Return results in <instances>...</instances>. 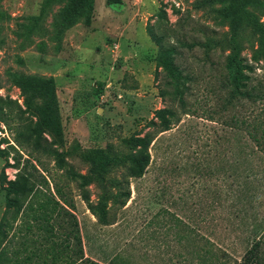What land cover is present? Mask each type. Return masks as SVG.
Segmentation results:
<instances>
[{
  "label": "rangeland",
  "instance_id": "1",
  "mask_svg": "<svg viewBox=\"0 0 264 264\" xmlns=\"http://www.w3.org/2000/svg\"><path fill=\"white\" fill-rule=\"evenodd\" d=\"M41 2L0 0V12L6 15L0 21V98L24 109L11 75L53 78L62 128L56 148L74 172L88 170L81 159L84 151L111 147L119 155H128L124 140L146 134L152 139L150 162L139 179L128 176L127 166L109 174L111 179L129 182L130 198L124 206L109 205L111 224L102 226L54 160L20 149L14 143L17 123H0V150L5 152L0 153V222L6 201L1 179L13 180L24 169L43 194L53 196L74 215L85 257L99 264L110 260L113 264H173L177 250L193 246L192 242H177V235L185 230L199 244L209 239L225 251L229 264L239 262L243 229L239 219L226 217L223 190L234 185L238 171L251 166L264 169V158H259L264 143V62L252 58L257 38L245 29L238 55L244 77L240 91H249L253 98L238 97L228 103L230 50L223 49L224 45L207 46L229 36L228 21L221 16L223 4L91 0L89 24L75 25L56 43L50 36L51 23L65 6L61 3L52 6L41 23L42 35H32L24 42L15 33L27 18L38 15ZM256 14L264 24V12ZM148 30L176 50L175 65L188 88L184 109L161 94L167 89L166 78L156 61L159 47ZM41 42L44 45L38 47ZM161 108L174 109L178 121L158 133L150 122ZM257 192L258 212L264 217V182L251 183L249 193ZM88 193L94 203L100 191L92 184ZM13 227L8 232L11 237L15 230L12 248L17 250L26 236L25 242L35 249L36 228L26 232L24 218Z\"/></svg>",
  "mask_w": 264,
  "mask_h": 264
},
{
  "label": "trees",
  "instance_id": "2",
  "mask_svg": "<svg viewBox=\"0 0 264 264\" xmlns=\"http://www.w3.org/2000/svg\"><path fill=\"white\" fill-rule=\"evenodd\" d=\"M210 1L223 4L221 16L229 25V36L226 40L210 41L207 44L208 47L224 45L223 49L230 50L227 69L231 87L229 86L227 102L232 103L238 97L252 99V93L240 91L239 83L244 77L238 55L242 48L240 44L242 33L249 29L252 36L257 38L252 58L254 61L264 62V24L256 14V11L264 12V0ZM61 3H65V6L54 16L51 23L50 36L53 41L60 43L66 32L79 23L89 24L92 13L91 0H42L38 15L27 18V22L20 26L21 30L15 33L16 36L24 42L32 35L41 36L44 31L41 23L47 13L52 6ZM199 3L206 4L205 1ZM5 17L6 15L0 12V21ZM148 32L159 47L156 61L166 78L167 89L162 90L161 94L169 95L172 104L184 109V95L188 88L185 76L175 65L176 50L172 46L163 45L159 38L149 30ZM2 42L0 38V45ZM43 45L41 42L38 47ZM11 77L12 84L20 90L23 97L24 109L8 98H0V123L8 126L9 122L17 123L14 143L20 149L28 150L29 154L36 153L52 158L57 169L63 171L64 176L75 183L81 200L86 203L88 211L96 218L97 223L102 226L110 225L109 205L124 206L130 198V191L129 182L111 179L109 174L115 168L127 166L130 178H142L150 162L149 147L152 142L150 135L134 136L124 140L130 151L128 155H119L111 147L84 151L81 159L88 165V170L85 174L76 173L65 162L64 153L56 148L61 143L62 128L54 79L24 74H13ZM154 119L155 121H151L150 124L158 133L170 130L175 121H178L172 108L156 110ZM259 137L262 139L263 134ZM260 147L259 158L263 161L264 143ZM11 149L19 155L14 147ZM0 153L5 152L0 150ZM18 163L19 160H16L13 165L17 168ZM252 182H264V169L251 166L238 171L234 185L229 187L227 185L223 190L224 197H227L223 202L226 217L231 220L239 219L243 229L244 250L239 262L233 260L234 264H264V217L258 212L260 202L258 192L249 193ZM35 183L32 181V174L24 169L19 170L13 180H7L5 176L1 179L6 201L5 212L0 222V264H99L85 257L74 215L53 196L43 194ZM92 184L100 191L94 203L88 193V188ZM56 191L61 194L60 189ZM20 218L27 221L26 232H31L32 226L38 232L39 239L33 240V245L36 244L35 249L25 242L28 241L26 236H23L24 241L17 250L12 248L11 239L15 230L11 237L8 236V232L12 231L13 223ZM56 228L59 230L58 233L55 232ZM176 240L179 243L192 242L193 246L177 250L173 264L230 263L228 254L209 239L199 244L200 240H196L185 230L184 234L177 235ZM37 243L40 247H37L39 246ZM108 264H113V260Z\"/></svg>",
  "mask_w": 264,
  "mask_h": 264
}]
</instances>
